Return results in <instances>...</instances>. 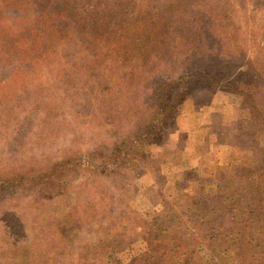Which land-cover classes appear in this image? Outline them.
<instances>
[{"label":"rangeland","instance_id":"374dc122","mask_svg":"<svg viewBox=\"0 0 264 264\" xmlns=\"http://www.w3.org/2000/svg\"><path fill=\"white\" fill-rule=\"evenodd\" d=\"M25 1L36 4L38 15L47 5L46 0ZM170 1L145 0L141 7L127 11V19L134 17V10L140 13L134 20L140 22L134 34L140 32L141 38L148 28L147 36H157L149 24L157 30L162 24L165 28L174 25L172 12H167ZM189 1L230 3L234 17L224 25L236 37L225 48L231 63L216 65L213 61L210 70L239 74L235 69L250 61L251 76H246L244 68L241 83L233 84L250 88L254 96H264V0ZM150 13L155 15L153 20ZM37 22L41 36L46 22L43 18ZM205 27L206 21H197L192 32L198 35ZM121 33L112 31L109 43L121 38ZM206 33L201 31L198 37L205 40L201 46L207 41L208 46L197 50L205 51L209 59H219L222 35L220 31L216 36ZM42 38H32L37 44L34 48L21 49L19 44L15 61L0 67V179L10 182L0 190V264H110L116 256L112 253L125 247L122 256L126 258L144 255L145 240L154 234L152 224L157 212L164 211L165 202L186 216L182 189L194 190V180L199 179L212 193L239 164H251L264 175L263 126L241 96L193 81L181 90L186 99L180 100L179 115L170 130L147 135L151 117L146 116V121L131 113L138 106L136 92L119 81L134 64L147 59V51L139 46L147 44L146 39L139 42L138 37L128 35L124 43L129 49L111 52L107 59L97 45L89 47L90 40L74 47V43L58 44V36L48 44ZM175 57L176 65H148L188 73L201 64L187 65L184 57ZM157 78L156 74L150 80ZM137 90L136 96L145 93ZM134 129L139 135L133 138L142 141L132 145L130 152L143 148V156L121 164L116 148L132 137ZM150 137L153 140L146 145ZM67 162L59 172L50 173L52 166ZM16 176H42L43 180H14ZM19 182L28 186L19 191L15 189ZM123 233L131 236L130 246H120ZM197 250L207 264H216L226 249L217 243L199 245Z\"/></svg>","mask_w":264,"mask_h":264},{"label":"trees","instance_id":"16d2710c","mask_svg":"<svg viewBox=\"0 0 264 264\" xmlns=\"http://www.w3.org/2000/svg\"><path fill=\"white\" fill-rule=\"evenodd\" d=\"M46 1L45 10L38 15L34 12L35 3L25 0H0V67L13 63L15 52H19L25 46L33 48L37 46L32 41L34 36L42 41V37H46L45 44H48V40L54 41L58 36V44L71 46L74 43V47L76 44L83 45L82 41L88 43L90 40L89 47L93 48L97 45L99 50L104 51L107 59L111 52L129 49L130 46L124 43L127 42L128 35L135 39L138 37L139 42L144 38L148 43L141 42L139 46L147 51L145 54L147 59L134 64V67L132 66L133 68L124 75V79L119 81L123 86L131 87L132 91L136 92L134 95L138 106L133 110L130 109L131 113L135 117L143 116L146 121H148L146 116L151 117L153 129L149 128L147 135L157 131L161 133L164 128V132L170 130V123L179 115L180 100L186 99L181 90H186L183 89L184 86L193 81H199L207 88L214 90L222 88L230 94L241 96L245 99L252 116L258 118L264 130V96H254L249 92L250 88L247 90L242 84H233L241 83V76H245V70H242L244 68H246V76L247 74L251 76L252 63L245 62L241 68H236L235 70L239 69V74L227 75L225 72L210 70L213 69V61H216V65L220 62L231 63L226 59L231 57L227 55L225 48L226 44L234 43L236 37L233 29L224 25L225 20L234 17L228 7L230 3L216 5L212 1L199 4L195 1L191 3L189 0H172L167 12H172L170 17L176 23L166 24L167 28L162 24L159 30L155 25L149 24L150 30L158 35L147 36L149 33L147 28L143 37L139 38L140 32L137 34L134 32L139 30L140 22L134 20L140 16V13L134 10V17L127 19L125 16L131 8L141 7L140 3L143 5L145 0ZM154 17L155 15L150 13L149 18L153 20ZM41 18L46 22L45 26H42V37L39 35L41 24L38 25L37 22ZM132 20L133 22L129 23ZM197 21L201 23L206 21V27L201 31H207L206 34L209 36H216L220 31L222 38L218 42L219 59L215 60L212 56L209 59L204 56L205 51L200 54L197 50L202 47L205 49L209 43L207 41L206 46H201L205 42L199 38L201 31L197 32L199 37L192 32L196 28ZM116 30L123 32L118 35L121 38L116 40L112 38L113 35L112 42L109 43L111 32ZM99 31H102L103 35L99 36L100 34H97L101 33ZM28 36L31 37V42ZM19 44L23 46L20 50L17 49ZM23 51L25 54L26 51ZM177 54L184 57L182 59L187 65L197 61H201V64L197 68L193 66L188 73L173 72V68L161 71L148 65L150 63L176 65ZM156 74L158 78L151 81L150 78ZM137 89H144L145 93L136 96ZM146 100L147 102L144 103ZM144 122L145 120L140 125ZM135 129L131 132L132 137L127 138L116 148L119 160H123L121 164L127 161L136 162L137 157L143 156V148L138 149L134 154L130 152L132 145L142 141L141 137L133 138L139 135V131ZM151 139L153 140V137L147 140L146 145L150 144ZM226 145L230 146L228 143ZM68 164L69 162L59 166L54 165L49 171L59 172V168ZM26 179L38 182L42 181L43 177L16 176L14 180ZM8 183H10L8 180L0 179V190ZM194 183V190L186 187L182 189V205L187 210L186 216H182L176 210V205L165 202L164 211L157 212L152 224L154 234H150L145 240L148 243L147 253L126 258L122 256L125 255L123 252L126 249L123 246L124 249L120 252L112 253L116 256L110 264H207L199 255L197 246H211L217 243H221L226 250L225 253L217 256L216 264H264V175H261L251 164L242 163L234 167L228 177L223 178V182L215 192H207L199 179L194 180ZM27 186L19 182L15 189L21 191ZM120 238V246L123 243L130 246L132 243L131 236L125 233L120 235Z\"/></svg>","mask_w":264,"mask_h":264},{"label":"crops","instance_id":"0c3cea01","mask_svg":"<svg viewBox=\"0 0 264 264\" xmlns=\"http://www.w3.org/2000/svg\"><path fill=\"white\" fill-rule=\"evenodd\" d=\"M213 115V114H212ZM209 124V123H208ZM210 125H212V122H211V120H210ZM212 150H213V148H210V151H208V152H210V157H212ZM220 156V155H219ZM220 157H218V155L216 154V158L215 159H219ZM222 158V157H221ZM219 165H221V163L219 162L218 163Z\"/></svg>","mask_w":264,"mask_h":264}]
</instances>
